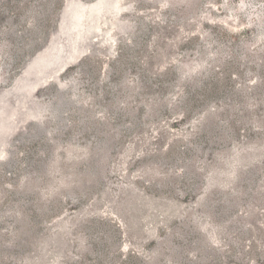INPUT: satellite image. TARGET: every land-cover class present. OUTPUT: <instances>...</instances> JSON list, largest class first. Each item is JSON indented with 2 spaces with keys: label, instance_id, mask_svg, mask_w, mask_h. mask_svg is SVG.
<instances>
[{
  "label": "rangeland",
  "instance_id": "rangeland-1",
  "mask_svg": "<svg viewBox=\"0 0 264 264\" xmlns=\"http://www.w3.org/2000/svg\"><path fill=\"white\" fill-rule=\"evenodd\" d=\"M0 264H264V0H0Z\"/></svg>",
  "mask_w": 264,
  "mask_h": 264
}]
</instances>
